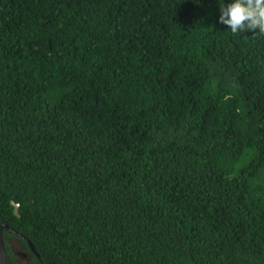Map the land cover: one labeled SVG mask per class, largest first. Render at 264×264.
Here are the masks:
<instances>
[{"label":"trees","instance_id":"16d2710c","mask_svg":"<svg viewBox=\"0 0 264 264\" xmlns=\"http://www.w3.org/2000/svg\"><path fill=\"white\" fill-rule=\"evenodd\" d=\"M230 2L0 0L15 264H264V35Z\"/></svg>","mask_w":264,"mask_h":264},{"label":"clouds","instance_id":"9594fccd","mask_svg":"<svg viewBox=\"0 0 264 264\" xmlns=\"http://www.w3.org/2000/svg\"><path fill=\"white\" fill-rule=\"evenodd\" d=\"M219 22L233 35L253 32L264 35V0H231L220 4Z\"/></svg>","mask_w":264,"mask_h":264},{"label":"water","instance_id":"95a60500","mask_svg":"<svg viewBox=\"0 0 264 264\" xmlns=\"http://www.w3.org/2000/svg\"><path fill=\"white\" fill-rule=\"evenodd\" d=\"M4 230H8L11 233H14L23 238L27 242L31 251L39 257V253L36 251L34 244L29 240V238H27L21 232L12 228L5 220L0 219V264H15L6 251L5 238L3 233Z\"/></svg>","mask_w":264,"mask_h":264},{"label":"rangeland","instance_id":"374dc122","mask_svg":"<svg viewBox=\"0 0 264 264\" xmlns=\"http://www.w3.org/2000/svg\"><path fill=\"white\" fill-rule=\"evenodd\" d=\"M8 242L12 246V248L14 249L18 261L19 262L25 261L27 258V254L24 251H21L19 246L16 244L15 239L10 238Z\"/></svg>","mask_w":264,"mask_h":264},{"label":"flooded vegetation","instance_id":"af4514ba","mask_svg":"<svg viewBox=\"0 0 264 264\" xmlns=\"http://www.w3.org/2000/svg\"><path fill=\"white\" fill-rule=\"evenodd\" d=\"M13 239H15V238H13ZM15 242L19 246V248L21 249L22 245L20 244V242L18 240H16V239H15Z\"/></svg>","mask_w":264,"mask_h":264}]
</instances>
